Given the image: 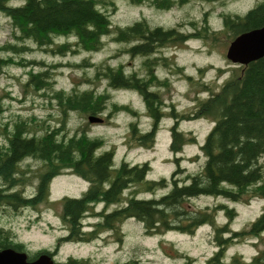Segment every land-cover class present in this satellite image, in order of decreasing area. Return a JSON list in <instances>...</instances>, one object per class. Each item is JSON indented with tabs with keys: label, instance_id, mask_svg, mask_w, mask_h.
Segmentation results:
<instances>
[{
	"label": "trees",
	"instance_id": "obj_1",
	"mask_svg": "<svg viewBox=\"0 0 264 264\" xmlns=\"http://www.w3.org/2000/svg\"><path fill=\"white\" fill-rule=\"evenodd\" d=\"M129 1L133 4L147 1L157 8L169 9L191 0ZM116 7V0H0V12L9 18L12 38L0 46L8 53L0 61L7 64L17 55L20 64L33 69L28 72L24 85L37 92L51 90L49 96L56 99L59 111L55 122L34 113L6 117L5 107L0 103V206L15 211L38 204L48 196L51 178L71 171L85 179L88 186L79 196H62L60 217L67 232L59 236L56 245L65 240H89L105 228L118 232L120 223L129 217L140 221L147 234L169 230L191 233L198 226L209 224L217 246L208 261L237 263L235 256L233 262L223 260L225 250L238 239L263 238L264 208L249 224L233 229L227 220L234 216L235 210L228 203L204 207L189 204L191 198L202 195L229 201L264 198V54L246 64L240 63L217 90L199 101V112L213 122L200 145L204 155L200 168L186 171L177 166L169 179L165 176L147 178L149 164L146 161L121 159L117 165L111 148L99 151L105 143L103 137L85 130L69 132L68 114L79 111L96 115L104 111L108 104L106 94L94 92L90 87L77 90L73 86L66 92L54 88L53 66L41 59H26L23 55L33 45L58 53L78 49L98 51L104 44L103 36L111 35L114 41L124 42L126 53L141 56L144 71L127 70L122 63H91L86 59L81 65H93L95 77L105 79L112 88L139 92L155 123L161 114L162 99L153 87L163 85L164 81L153 70L159 59L154 53L191 36L209 37L216 32L205 24L195 26V31L185 32L176 26L152 25L143 17L117 25L111 19ZM222 21L229 41L242 32L261 27L264 25V0H256L244 13H223ZM60 35L74 36L75 40L57 42L56 37ZM113 107L131 110L126 104L113 103ZM171 129L170 148L175 154L184 137L175 125ZM130 130L140 144L149 145L153 139V129L141 132L135 122H130ZM28 158L40 161L42 170L35 191L24 193L18 188L27 180L26 175H20L23 171L20 163ZM175 161L178 163L177 157ZM159 188H166V191L147 197L139 195L142 191L152 193ZM99 202L104 207L97 211L94 206ZM114 203L117 205L107 207ZM219 210H223L227 218L223 223L216 220ZM87 215L97 217L89 229L84 223ZM7 247L26 250L11 228L0 223V249ZM41 253L52 255L53 251L45 248L29 252L28 256L36 258ZM64 264L89 262L68 256ZM184 264H191L188 258ZM242 264H264V247Z\"/></svg>",
	"mask_w": 264,
	"mask_h": 264
},
{
	"label": "rangeland",
	"instance_id": "obj_2",
	"mask_svg": "<svg viewBox=\"0 0 264 264\" xmlns=\"http://www.w3.org/2000/svg\"><path fill=\"white\" fill-rule=\"evenodd\" d=\"M255 2L256 0H191L169 9H160L147 1L133 4L129 0H116L117 7L111 14L113 24L124 25L143 17L152 25L176 26L185 32L195 31V26L203 24L216 32L215 36L209 37L191 36L182 42L166 45L154 53L159 59L153 70L165 83L153 87L159 91L162 99L159 106L161 114L155 123L139 92L127 88H112L105 79L95 77L93 65H81L84 59L91 63H122L127 70L142 73L144 69L141 67V56L126 53L123 49L124 42L114 41L111 35L103 36L104 44L98 51L78 49L58 53L33 45L23 55L26 59H41L53 66L54 88L66 92L73 86L77 90L90 87L94 92L107 95V108L96 114L100 118L98 120H90L89 116L95 115L90 112L71 111L68 114L66 121L70 133L85 130L91 135L101 136L105 143L99 151L111 148L115 164L118 165L121 159L130 162L146 161L149 164L147 178L165 176L169 179L177 166L184 167L186 171L200 168L204 160L200 145L213 122L199 112L197 105L202 98L217 90L230 76L232 69L240 65L226 56L230 41L223 28L222 14L244 13ZM9 39H12L9 18L0 12V46ZM66 39L73 41L75 37H56L57 42ZM5 56L8 53L0 47V59ZM161 57L165 59H160ZM20 61L17 55L7 64L0 61V103L5 107L4 114L11 117L17 113H34L55 122L59 111L56 99L49 96L52 91L37 92L25 86L26 76L33 69L20 64ZM113 103L126 104L131 110L114 109ZM130 122H135L137 130L141 132L153 129V139L149 145L140 144L131 136ZM174 125L184 137L180 150L175 154L170 148L171 127ZM175 157L178 158V163ZM262 159L264 160V155ZM20 168L23 170L20 175H26L27 180L18 188L24 193L35 191L38 174L42 170L40 161L25 159L20 163ZM87 186L86 180L71 171L56 174L49 182L48 196L40 203L15 211L8 210L7 206H0V223L11 228L27 251L45 248L52 250L51 257L58 264L68 256L84 258L89 264H184L186 258L191 264H221L208 261L217 246L209 224L200 225L191 233L169 230L161 234H147L140 221L129 217L120 223L118 232L105 228L89 240H65L56 245L59 236L67 232L60 217L62 196H79ZM165 191L166 188H159L152 193L142 191L139 195L147 197ZM125 192L127 193V189ZM218 202H226L234 208L235 213L231 219L227 220L223 210L216 214L217 222L227 220L233 229L249 224L264 208L263 197H253L248 201H229L202 195L191 198L189 205L204 207ZM116 205L109 204L107 207L110 209ZM103 207L104 204L99 202L94 209L98 211ZM96 220V216L87 215L84 218L85 228L89 229ZM262 247L264 236L259 239H238L226 248L223 260L230 263L235 256L238 262L234 264H242Z\"/></svg>",
	"mask_w": 264,
	"mask_h": 264
},
{
	"label": "water",
	"instance_id": "obj_3",
	"mask_svg": "<svg viewBox=\"0 0 264 264\" xmlns=\"http://www.w3.org/2000/svg\"><path fill=\"white\" fill-rule=\"evenodd\" d=\"M264 54V25L242 32L230 40L226 56L233 62L246 64ZM90 120L100 119L90 115ZM0 264H58L46 253H41L32 260L27 259L25 250H16L11 247L0 249Z\"/></svg>",
	"mask_w": 264,
	"mask_h": 264
},
{
	"label": "flooded vegetation",
	"instance_id": "obj_4",
	"mask_svg": "<svg viewBox=\"0 0 264 264\" xmlns=\"http://www.w3.org/2000/svg\"><path fill=\"white\" fill-rule=\"evenodd\" d=\"M29 252H30V251H27L28 254H29ZM28 254H27V259H28V260H32V259H34V258H29ZM57 261H58V260H57ZM185 261H186V260H184V262H185Z\"/></svg>",
	"mask_w": 264,
	"mask_h": 264
}]
</instances>
